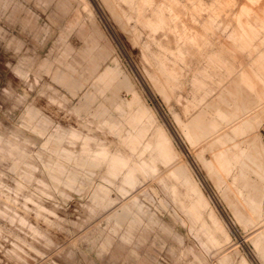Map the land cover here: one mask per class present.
<instances>
[{
    "label": "rangeland",
    "instance_id": "1",
    "mask_svg": "<svg viewBox=\"0 0 264 264\" xmlns=\"http://www.w3.org/2000/svg\"><path fill=\"white\" fill-rule=\"evenodd\" d=\"M0 264H264V0H0Z\"/></svg>",
    "mask_w": 264,
    "mask_h": 264
}]
</instances>
